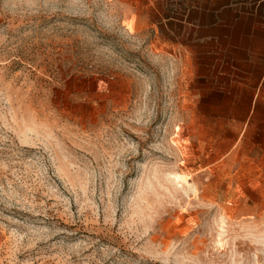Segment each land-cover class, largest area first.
Listing matches in <instances>:
<instances>
[{
    "label": "rangeland",
    "instance_id": "obj_1",
    "mask_svg": "<svg viewBox=\"0 0 264 264\" xmlns=\"http://www.w3.org/2000/svg\"><path fill=\"white\" fill-rule=\"evenodd\" d=\"M217 12L0 0V264H264V40Z\"/></svg>",
    "mask_w": 264,
    "mask_h": 264
},
{
    "label": "crops",
    "instance_id": "obj_2",
    "mask_svg": "<svg viewBox=\"0 0 264 264\" xmlns=\"http://www.w3.org/2000/svg\"><path fill=\"white\" fill-rule=\"evenodd\" d=\"M208 1L218 11L211 17L216 27L230 32L231 37L264 40V0ZM221 8L231 9L232 14L223 15Z\"/></svg>",
    "mask_w": 264,
    "mask_h": 264
}]
</instances>
